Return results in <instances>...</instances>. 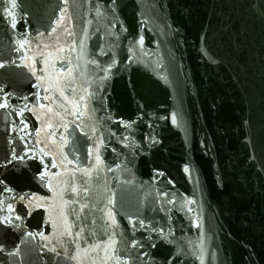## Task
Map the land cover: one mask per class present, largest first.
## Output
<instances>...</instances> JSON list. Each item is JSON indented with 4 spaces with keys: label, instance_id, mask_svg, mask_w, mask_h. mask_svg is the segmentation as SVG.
Returning a JSON list of instances; mask_svg holds the SVG:
<instances>
[{
    "label": "water",
    "instance_id": "1",
    "mask_svg": "<svg viewBox=\"0 0 264 264\" xmlns=\"http://www.w3.org/2000/svg\"><path fill=\"white\" fill-rule=\"evenodd\" d=\"M3 104L0 264H264V0H0Z\"/></svg>",
    "mask_w": 264,
    "mask_h": 264
},
{
    "label": "snow or ice",
    "instance_id": "2",
    "mask_svg": "<svg viewBox=\"0 0 264 264\" xmlns=\"http://www.w3.org/2000/svg\"><path fill=\"white\" fill-rule=\"evenodd\" d=\"M15 6H16V5H15V3L13 2L12 5H11V8H15ZM8 15H9L10 17H13V13H12L11 10L8 11ZM13 26H15V19H14V17H13ZM0 107H7V105H6V104H3V105H0ZM172 119H173V122H175V116H173ZM25 127H27V126L25 125ZM25 155H26V154H25ZM45 155H46V153H45ZM15 158H16V157H14V159H15ZM23 158H24L23 156L20 157V159H23ZM45 175H46V173H45ZM41 178H43V176H42ZM0 183H2V182H0ZM16 219L19 220L20 217H19V216H16ZM3 222H8V223H10L11 221L7 220V218H6V220L3 221ZM29 235H31V234H29ZM40 235H42V234H40Z\"/></svg>",
    "mask_w": 264,
    "mask_h": 264
}]
</instances>
